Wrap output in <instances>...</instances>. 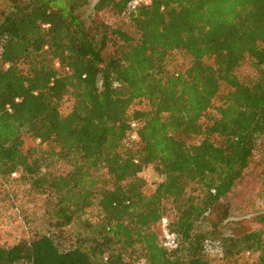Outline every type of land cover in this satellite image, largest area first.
Masks as SVG:
<instances>
[{
	"label": "trees",
	"instance_id": "16d2710c",
	"mask_svg": "<svg viewBox=\"0 0 264 264\" xmlns=\"http://www.w3.org/2000/svg\"><path fill=\"white\" fill-rule=\"evenodd\" d=\"M21 1L0 0V196L25 182L47 226L0 264H264L262 229L199 230L264 135V0H96L90 28L88 0Z\"/></svg>",
	"mask_w": 264,
	"mask_h": 264
},
{
	"label": "rangeland",
	"instance_id": "374dc122",
	"mask_svg": "<svg viewBox=\"0 0 264 264\" xmlns=\"http://www.w3.org/2000/svg\"><path fill=\"white\" fill-rule=\"evenodd\" d=\"M29 0H22L25 3ZM96 0H88L87 3L79 6L76 12L80 14L85 25L90 28L96 22L98 13L93 9ZM182 60L181 56L175 55L172 59L174 64ZM243 72H250L251 68L244 66ZM35 141L30 137H24V148L32 146ZM259 151L250 159V162L242 176L235 182L232 190L227 193L211 209L207 217L199 226L211 236H218L223 233L239 234L254 228H260L264 234V135L259 139ZM140 175L146 180V190H151L160 180L159 174L153 166L146 167ZM22 184H15L17 187V198L11 201H3L0 196V241L11 242L25 230L26 217L31 226L39 230L46 229V222L43 216V203L38 198L26 200L20 193ZM157 229H160L159 224Z\"/></svg>",
	"mask_w": 264,
	"mask_h": 264
},
{
	"label": "built area",
	"instance_id": "2783aa9c",
	"mask_svg": "<svg viewBox=\"0 0 264 264\" xmlns=\"http://www.w3.org/2000/svg\"><path fill=\"white\" fill-rule=\"evenodd\" d=\"M148 0H130L128 3V8L132 9L139 3H146ZM134 124V123H133ZM134 136V135H133ZM159 232H160V237H161V243L164 247L166 248H174L177 246V236L174 232L169 230L167 227V219L166 217H162L160 222H159Z\"/></svg>",
	"mask_w": 264,
	"mask_h": 264
}]
</instances>
